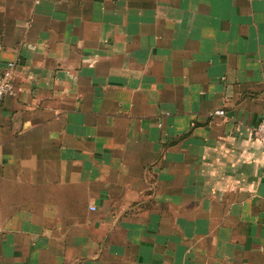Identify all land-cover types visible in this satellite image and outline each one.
Returning a JSON list of instances; mask_svg holds the SVG:
<instances>
[{"label":"crops","instance_id":"0c3cea01","mask_svg":"<svg viewBox=\"0 0 264 264\" xmlns=\"http://www.w3.org/2000/svg\"><path fill=\"white\" fill-rule=\"evenodd\" d=\"M9 62L0 264H264V0H0Z\"/></svg>","mask_w":264,"mask_h":264},{"label":"built area","instance_id":"2783aa9c","mask_svg":"<svg viewBox=\"0 0 264 264\" xmlns=\"http://www.w3.org/2000/svg\"><path fill=\"white\" fill-rule=\"evenodd\" d=\"M15 64L9 62L0 70V106L6 97L12 96L14 93L13 88V72ZM223 110L215 112L217 116H224ZM255 140L264 148V116L260 119L257 126L253 129Z\"/></svg>","mask_w":264,"mask_h":264}]
</instances>
